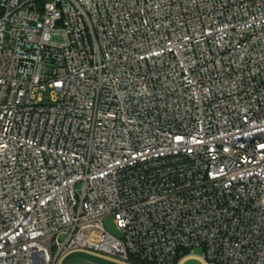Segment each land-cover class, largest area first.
I'll return each instance as SVG.
<instances>
[{
  "label": "built area",
  "instance_id": "2783aa9c",
  "mask_svg": "<svg viewBox=\"0 0 264 264\" xmlns=\"http://www.w3.org/2000/svg\"><path fill=\"white\" fill-rule=\"evenodd\" d=\"M76 253L264 264V0H0V264Z\"/></svg>",
  "mask_w": 264,
  "mask_h": 264
},
{
  "label": "rangeland",
  "instance_id": "374dc122",
  "mask_svg": "<svg viewBox=\"0 0 264 264\" xmlns=\"http://www.w3.org/2000/svg\"><path fill=\"white\" fill-rule=\"evenodd\" d=\"M105 228L112 234L118 236L119 232L115 227V223L112 218L104 219ZM202 250L196 249L194 254L200 255ZM197 261L193 260L189 264H196ZM62 264H119L107 259L99 258L93 255L85 254V253H76L67 257Z\"/></svg>",
  "mask_w": 264,
  "mask_h": 264
},
{
  "label": "trees",
  "instance_id": "16d2710c",
  "mask_svg": "<svg viewBox=\"0 0 264 264\" xmlns=\"http://www.w3.org/2000/svg\"><path fill=\"white\" fill-rule=\"evenodd\" d=\"M136 264H139V263H136Z\"/></svg>",
  "mask_w": 264,
  "mask_h": 264
}]
</instances>
